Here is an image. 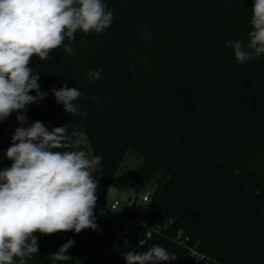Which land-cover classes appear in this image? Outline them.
I'll return each mask as SVG.
<instances>
[{
	"label": "trees",
	"instance_id": "16d2710c",
	"mask_svg": "<svg viewBox=\"0 0 264 264\" xmlns=\"http://www.w3.org/2000/svg\"><path fill=\"white\" fill-rule=\"evenodd\" d=\"M103 2L114 17L104 32L78 31L73 54L60 47L46 61L31 59L47 96L26 106L27 119L49 130L62 121L86 128L95 156L103 157L93 172L98 201H107L120 163L136 152L143 161L131 186L139 193L147 181L156 184L144 214L149 223L173 218L165 234L186 228L213 257L210 264H264V54L238 64L225 47L247 44L254 0ZM90 70H101L102 78L90 82ZM65 86L81 91L75 103L86 116L56 103L50 90ZM16 116L0 122V170L12 163L5 130ZM94 215L97 230L39 234L38 253L26 257L27 264H52L49 256L69 239L75 242L66 253L71 259L56 264H126L122 253L154 245L177 256L161 264H194L166 235L141 243L142 228L123 233Z\"/></svg>",
	"mask_w": 264,
	"mask_h": 264
},
{
	"label": "clouds",
	"instance_id": "9594fccd",
	"mask_svg": "<svg viewBox=\"0 0 264 264\" xmlns=\"http://www.w3.org/2000/svg\"><path fill=\"white\" fill-rule=\"evenodd\" d=\"M251 11L247 44L241 40L225 44L232 48L238 64L264 54V0H254ZM113 18L103 0H0V122L16 112L21 125L5 152L12 163L0 170V264H16V258L19 264H27L25 258L38 253L35 233L78 234L98 228L94 215L98 180L93 172L103 157H90L83 150L72 149L73 134L68 125L49 130L43 122L35 121L25 126L26 106L47 96L40 90L39 75L29 67L31 58L46 61L60 47L73 54L71 42L78 31L102 33ZM100 72L90 70L89 81L101 79ZM32 91L36 94L30 95ZM50 91L70 115H87L80 113L75 103L82 95L77 87ZM147 236L151 238L150 230ZM74 243L69 239L50 255L52 264L69 261L71 257L66 253ZM122 254L126 264H161L177 259L161 245Z\"/></svg>",
	"mask_w": 264,
	"mask_h": 264
},
{
	"label": "built area",
	"instance_id": "2783aa9c",
	"mask_svg": "<svg viewBox=\"0 0 264 264\" xmlns=\"http://www.w3.org/2000/svg\"><path fill=\"white\" fill-rule=\"evenodd\" d=\"M19 125H12L10 122L5 130L6 134H11ZM75 150H83L88 154V151L82 148H77ZM153 191L148 188L144 192H139L132 202L129 204H122L120 199H114L112 202H101L97 200L94 213H96L103 222L112 220L113 224L117 226L123 233H129L134 227H140L144 230V237L140 241L144 243L148 238L147 232L150 230L152 233L151 238L155 234L166 235L165 230L172 226L174 219L171 218L163 223H149L145 217V210L147 204L151 201ZM113 208L115 210H113ZM66 232H61V237H66ZM39 239V233H35ZM171 241L175 242L177 245L186 249L191 256L194 264H210L213 262V257L200 249L199 244L193 241L189 231L180 227L174 230L171 235H166ZM193 252L197 253V256L193 255Z\"/></svg>",
	"mask_w": 264,
	"mask_h": 264
},
{
	"label": "rangeland",
	"instance_id": "374dc122",
	"mask_svg": "<svg viewBox=\"0 0 264 264\" xmlns=\"http://www.w3.org/2000/svg\"><path fill=\"white\" fill-rule=\"evenodd\" d=\"M145 37L149 43L153 42V36L148 31L145 33ZM31 59L36 60L37 56H33ZM56 69L57 72L62 71L61 68L56 67ZM11 122L12 125H19L16 117H14ZM30 124L31 122L28 120V125L25 126H30ZM66 125H68L69 127V132L73 134L71 145L72 149L82 148L88 151V155L90 157L95 156L91 139L86 128L82 125H78L70 121H62L58 127ZM10 133L11 134L9 135L10 137H12L13 132ZM76 141H80V143H76ZM228 146L232 151H235L234 149L237 150L239 147L238 143L234 141H230ZM142 161L143 157L136 152L130 151L125 155L124 159L120 163L118 174L107 191L106 198L108 202H112L114 199H120L122 204H129L137 196H139V193H137L131 186L130 179L137 172V169ZM155 187V182L153 180H149L143 185L140 192H144L148 188L154 190Z\"/></svg>",
	"mask_w": 264,
	"mask_h": 264
}]
</instances>
